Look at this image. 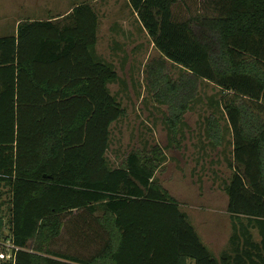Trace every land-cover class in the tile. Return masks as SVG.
<instances>
[{
	"label": "trees",
	"instance_id": "trees-1",
	"mask_svg": "<svg viewBox=\"0 0 264 264\" xmlns=\"http://www.w3.org/2000/svg\"><path fill=\"white\" fill-rule=\"evenodd\" d=\"M128 1L154 47L185 72L168 81L158 68L150 80L171 104L174 134L201 81L219 90L220 103H208L232 134L228 211L260 223L264 237V0ZM99 24L82 2L62 21L23 20L0 37V196L9 195L0 218L20 248L15 264H225L156 180L161 148L110 162L125 108L109 88L115 66L95 52ZM205 127L223 142L215 112Z\"/></svg>",
	"mask_w": 264,
	"mask_h": 264
},
{
	"label": "rangeland",
	"instance_id": "rangeland-1",
	"mask_svg": "<svg viewBox=\"0 0 264 264\" xmlns=\"http://www.w3.org/2000/svg\"><path fill=\"white\" fill-rule=\"evenodd\" d=\"M83 1L86 0H0V37L14 33L17 22L45 18L50 12L67 10ZM130 7L128 0H101L94 4L105 31L111 10L115 16L120 15V19L126 20L125 26L117 21L112 24L114 32L119 34L115 40L104 31L100 46L101 57L114 65L118 72L117 81L109 86L110 91L125 108V114L112 125L108 158L112 164L119 166L133 150L151 151L153 146L161 148L166 166L158 168L155 178L173 195H178V188L188 190L193 207L181 209L193 211L198 217L196 225L192 224L200 229L199 236L209 248L204 235L207 206L211 201L225 204L227 199L223 185L230 175L227 162L231 158V140L227 119L208 103L213 98L220 103L221 95L213 84L201 81L196 99L187 105L174 134L168 124L172 115L171 104L158 100L150 80L158 68L168 81L179 80L185 72L163 58L138 28L134 31V40L130 39ZM140 43L142 47L138 48ZM190 87L191 82L183 88V94H187ZM214 112L223 127L221 144L212 142L205 127L207 118ZM0 205H4V214H8V193L0 196Z\"/></svg>",
	"mask_w": 264,
	"mask_h": 264
},
{
	"label": "crops",
	"instance_id": "crops-1",
	"mask_svg": "<svg viewBox=\"0 0 264 264\" xmlns=\"http://www.w3.org/2000/svg\"><path fill=\"white\" fill-rule=\"evenodd\" d=\"M99 1L101 0H86L83 2L91 3L94 6V4L98 3ZM71 9L72 7L68 8L67 10H57L55 12H50L45 15V18H35L33 20L37 19V20L62 21L65 18V16H67L71 12ZM110 12L111 13L109 15L111 16V18L107 19L108 25L106 31L102 28L101 19L98 28V43L95 47V52L100 58H102L100 52V46H101V41L103 39L102 38L103 32L104 31L107 32L109 34V38L115 40L116 37H119V34L114 32L112 24H116L117 22L123 23L124 26L126 24V20L120 19V15L115 16V14H113V10H111ZM130 18H132L130 19V39L134 40L135 38L134 31L136 28L139 29L142 35H145L150 39L147 32L144 31L143 27L141 26V23L137 19V15L132 8L130 9ZM18 24L19 22H17L16 24L15 32L17 31ZM112 44L113 42L111 41L110 44L111 47ZM137 47L138 48L142 47V44L140 43ZM229 126L230 124L227 121L228 129ZM228 136L229 139L232 141L231 131H228ZM231 152H232V148H231ZM227 163L229 165V162ZM164 166H166V163H164L161 167ZM232 174H233V170L230 168V175L226 183L230 181ZM159 183L162 184V182ZM226 183L223 185L225 199H227L225 204L219 205L214 201H211V204L207 206L208 210L205 217L206 229L204 231L205 232L204 235L208 243V247H209L208 249L213 253V255L219 261H222L223 258H226L227 261H225V264H264V237L261 232V229L263 227L260 223H250L249 218L245 216L232 215L228 211L229 197L225 190ZM162 186L165 189H167L163 184ZM176 194L178 195H173V194L171 195L179 203L180 209L181 207H190V208L193 207L192 204H190V199L192 196L189 195L188 190L186 188H178ZM184 212L188 215L191 224L193 223L194 225H196L195 223L197 222L198 217L194 215V212L193 211H184ZM3 220H4V224H6V218ZM194 227L197 233L200 234V229H198L196 226Z\"/></svg>",
	"mask_w": 264,
	"mask_h": 264
},
{
	"label": "built area",
	"instance_id": "built-area-1",
	"mask_svg": "<svg viewBox=\"0 0 264 264\" xmlns=\"http://www.w3.org/2000/svg\"><path fill=\"white\" fill-rule=\"evenodd\" d=\"M0 249L3 250L0 254V258L15 264L16 252H18L20 248L14 244L11 237L4 239L2 231H0Z\"/></svg>",
	"mask_w": 264,
	"mask_h": 264
},
{
	"label": "water",
	"instance_id": "water-1",
	"mask_svg": "<svg viewBox=\"0 0 264 264\" xmlns=\"http://www.w3.org/2000/svg\"><path fill=\"white\" fill-rule=\"evenodd\" d=\"M5 227L4 220L0 218V231H3Z\"/></svg>",
	"mask_w": 264,
	"mask_h": 264
}]
</instances>
